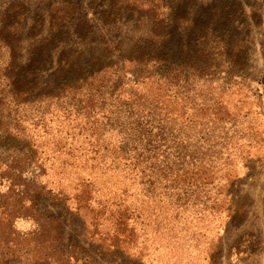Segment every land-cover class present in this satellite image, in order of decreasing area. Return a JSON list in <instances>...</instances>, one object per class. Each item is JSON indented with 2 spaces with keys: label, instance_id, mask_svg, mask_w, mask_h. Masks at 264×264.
<instances>
[{
  "label": "rangeland",
  "instance_id": "374dc122",
  "mask_svg": "<svg viewBox=\"0 0 264 264\" xmlns=\"http://www.w3.org/2000/svg\"><path fill=\"white\" fill-rule=\"evenodd\" d=\"M0 40L15 56L12 76L27 69L19 91L30 95L59 96L78 77L66 71L78 65L84 73L91 60L125 65L145 55L174 64L172 71L186 66L180 93L163 92V113L209 139L197 181L178 184L191 186L189 201H145L134 184L127 201L143 216L132 224L93 207L72 209L77 199L65 207L45 198L40 206L60 220V232L36 237L34 257L19 245L6 264H264V0H0ZM8 61L10 51L0 47V63ZM138 90L159 89L147 82ZM43 119L35 137L49 155L39 160L44 178L56 193L79 198L81 179L70 183L66 168V135L72 145L81 138L71 140L65 105L51 106ZM10 143L0 141V155L19 153V143Z\"/></svg>",
  "mask_w": 264,
  "mask_h": 264
},
{
  "label": "trees",
  "instance_id": "16d2710c",
  "mask_svg": "<svg viewBox=\"0 0 264 264\" xmlns=\"http://www.w3.org/2000/svg\"><path fill=\"white\" fill-rule=\"evenodd\" d=\"M0 47L10 51L11 61L10 65L0 63V141L8 149L11 141L19 143V153L0 155V264H6L19 245L25 248L24 255L34 257L36 237L52 232L51 238H56L60 220L42 209L40 203L45 198L62 206L65 201L73 204L77 199L72 209L81 205L93 207L102 215L116 214L132 224L143 216V209L138 210L127 201L134 184L137 196L145 201L180 202L192 198L193 192H188L191 186H178L197 181L195 169L206 163V158L198 155L207 154L209 139L192 134L191 124L182 131L176 119H166L162 104L163 92L169 93V97L180 93L179 72L186 66H177L172 71L167 66L173 68L174 64L166 66L164 59L145 55L125 58V65L109 62L97 63L95 67V61L91 60L84 73L78 65L74 67L79 71L74 67L67 70L68 74L75 71L77 79L67 80L62 84V94L49 97V92L30 95L24 89L19 91L20 79L24 81L27 69L12 76L9 67L15 58L13 51L1 40ZM37 54L30 58L32 68ZM147 82L159 90L152 93L138 90ZM62 105L66 106L71 140L81 138L72 145L66 135V168L70 183L81 179L77 186L79 198L72 194L67 197L62 189L56 193L49 188L39 163L41 158L46 162L49 155L35 133L39 125L46 126L43 118L48 109ZM118 171L124 176H119ZM173 187L176 191L167 193ZM166 214L173 217L168 211ZM18 221L29 222L31 230L15 231ZM49 254L44 248L43 255Z\"/></svg>",
  "mask_w": 264,
  "mask_h": 264
}]
</instances>
